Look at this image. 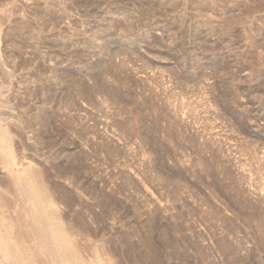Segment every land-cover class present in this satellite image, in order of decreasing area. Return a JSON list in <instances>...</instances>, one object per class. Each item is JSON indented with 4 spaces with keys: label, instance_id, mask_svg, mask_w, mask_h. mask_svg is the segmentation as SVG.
<instances>
[{
    "label": "rangeland",
    "instance_id": "rangeland-1",
    "mask_svg": "<svg viewBox=\"0 0 264 264\" xmlns=\"http://www.w3.org/2000/svg\"><path fill=\"white\" fill-rule=\"evenodd\" d=\"M259 42L264 0H0V226L35 247L11 165L84 264H264Z\"/></svg>",
    "mask_w": 264,
    "mask_h": 264
},
{
    "label": "bare ground",
    "instance_id": "bare-ground-1",
    "mask_svg": "<svg viewBox=\"0 0 264 264\" xmlns=\"http://www.w3.org/2000/svg\"><path fill=\"white\" fill-rule=\"evenodd\" d=\"M227 1L229 2L231 0H227ZM253 3H254V1H253ZM253 3H252V5H253ZM254 4H256V1ZM248 5H251V4L248 3ZM222 6H223V4H222ZM259 7H257V9ZM237 9H238V7H237ZM222 12H223V10H222ZM245 12H246V10H245ZM234 16L235 15H233V17ZM213 17H214V15H213ZM227 17H229V16H227ZM222 19L226 21V19H224V18H222ZM229 19H230V17H229ZM239 20L240 19L238 18V20H235V21H239ZM244 23H246V21H244ZM234 26H236V25H234ZM246 31H248V30H246ZM251 34H252V31H251ZM252 35L254 36V33ZM255 35H256V33H255ZM261 44L262 43L259 42L257 45H254V47L255 48L260 47ZM262 45H264V44H262ZM255 48H252V49H255ZM10 143H11V139H10V136L7 134L6 129L3 127H0V154L2 152H8L7 158H8V160L12 161L13 155L10 152L9 146H8ZM7 168L10 171V173L12 174V178L16 182L17 186L22 190V195H23L24 199L27 200V197L30 194H34V195H36L37 201L40 204L38 206H40V208L44 207V206L47 208H46L45 212L39 211V207L37 205L36 206L30 205L29 209L28 210L26 209V211H27L26 216L28 215L27 219L29 220V224H30L29 231L28 232L26 231V232L30 233L34 237L33 239H34V245H35V247H33V249L31 250V252H30V250L27 251V249H21L22 247L17 246L16 241L14 239H12V237H10V234L8 233V229H5V228H8V225L5 226L6 224L3 225L4 224L3 223L0 226V257L3 260L8 261L9 264H34V262L32 260V258H33L32 255L34 257L35 256L47 257L48 260L51 259L52 264H84L83 261L81 262V257L78 255V252L72 247V245L69 241V238L66 235V232L62 229V227L58 221L59 218L57 216L56 210L54 208H52L54 203L52 200H50L49 194H48L46 188L40 184V181H38L37 175L35 176L34 173H30L28 176H27V174H24V176H23L22 175L23 171L22 172L21 171L12 172L13 168L11 169V165H8ZM47 209H49L50 211H48ZM20 211H22V210H20ZM24 219H26V218L24 217ZM25 238H26V236H25ZM50 248H52L51 250H53V252L55 254L50 253L51 252V250H49ZM30 253H31V256H30ZM13 254L14 255L17 254L16 259L13 257ZM42 259H44V258H42ZM2 261H0V264ZM99 262H100V260H99Z\"/></svg>",
    "mask_w": 264,
    "mask_h": 264
}]
</instances>
